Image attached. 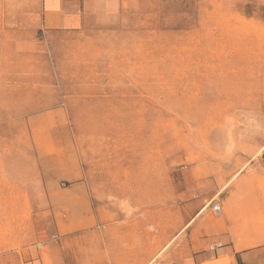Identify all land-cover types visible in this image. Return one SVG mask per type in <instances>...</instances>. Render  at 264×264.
Instances as JSON below:
<instances>
[{"label":"rangeland","instance_id":"1","mask_svg":"<svg viewBox=\"0 0 264 264\" xmlns=\"http://www.w3.org/2000/svg\"><path fill=\"white\" fill-rule=\"evenodd\" d=\"M102 23L57 36L47 105L20 114L0 264H160L211 201L264 197V0H119Z\"/></svg>","mask_w":264,"mask_h":264},{"label":"crops","instance_id":"2","mask_svg":"<svg viewBox=\"0 0 264 264\" xmlns=\"http://www.w3.org/2000/svg\"><path fill=\"white\" fill-rule=\"evenodd\" d=\"M118 7L119 0H0V225L9 223L11 209L24 206L26 156L20 127L24 136L25 119L20 114L42 112L47 105L41 66L55 61L57 36L105 31L102 22ZM27 66L33 72L27 73ZM220 205L221 217L203 215L208 207L197 213L178 236V247L168 250L160 264H264V197L236 191ZM219 243L223 247L210 250ZM51 264H62L58 253Z\"/></svg>","mask_w":264,"mask_h":264},{"label":"built area","instance_id":"3","mask_svg":"<svg viewBox=\"0 0 264 264\" xmlns=\"http://www.w3.org/2000/svg\"><path fill=\"white\" fill-rule=\"evenodd\" d=\"M210 210L212 211V213L216 216V217H221L223 215V210L221 208V205L217 202L211 201L210 204ZM223 247V244L219 243L217 245L211 246L210 250L214 251L217 248H221Z\"/></svg>","mask_w":264,"mask_h":264},{"label":"bare ground","instance_id":"4","mask_svg":"<svg viewBox=\"0 0 264 264\" xmlns=\"http://www.w3.org/2000/svg\"><path fill=\"white\" fill-rule=\"evenodd\" d=\"M203 211H204V210H203ZM203 211H202V212H203ZM202 212H201V213H202Z\"/></svg>","mask_w":264,"mask_h":264}]
</instances>
